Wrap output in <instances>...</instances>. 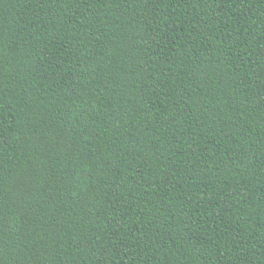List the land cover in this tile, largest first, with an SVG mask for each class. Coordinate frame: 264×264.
<instances>
[{"label":"trees","instance_id":"16d2710c","mask_svg":"<svg viewBox=\"0 0 264 264\" xmlns=\"http://www.w3.org/2000/svg\"><path fill=\"white\" fill-rule=\"evenodd\" d=\"M0 264H264V0H0Z\"/></svg>","mask_w":264,"mask_h":264}]
</instances>
